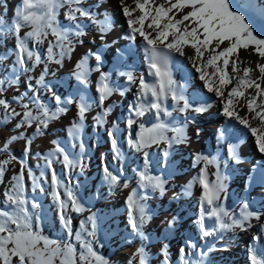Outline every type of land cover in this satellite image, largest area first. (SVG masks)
<instances>
[{
    "label": "snow or ice",
    "instance_id": "1",
    "mask_svg": "<svg viewBox=\"0 0 264 264\" xmlns=\"http://www.w3.org/2000/svg\"><path fill=\"white\" fill-rule=\"evenodd\" d=\"M100 2L106 3L107 0ZM119 4L129 27L125 38L131 42H135L138 37L142 39L148 72L154 78L153 81H147L144 74H137L129 68L126 72H119L120 76L126 77V85H119L112 80L111 73L101 71V55L90 50L89 55L95 57L96 67H89V55L82 57L72 73L78 88L63 98L45 80L50 66H62L66 58H71L76 45L83 44L82 38L88 36V28H94L103 41L113 28L112 17L104 13L101 18L85 0H22L11 23L0 16V43L8 36L15 38L14 47L0 54V74L3 77L0 78V109L4 113L0 123L19 117L15 128L24 129L11 135L0 147V152H8L9 145L25 139L24 152L29 153L33 138L44 136L50 123L61 119L73 104L77 107V119L71 125V147L76 146V141H79L80 147V154L73 156L61 141L52 140L53 147L44 158V170L39 176L26 167V160L19 161L20 170L5 185L3 200L0 202V264H110L95 247L98 243L96 213L90 212L78 190L65 184L53 167L56 162L68 172L77 167L83 171L85 167L84 144L80 136L86 114L92 107L86 93L89 76L93 71L100 74L97 91L98 103L101 105L116 94L124 97L132 86L136 88L135 98L128 106L127 144L143 155L144 166L138 172V187L144 193L138 194L137 189H133L127 203L131 229L142 240L149 239L144 234L143 225L152 219L146 204L148 190L163 195L169 183L164 174L152 173L148 149L153 145L159 147L164 144V154L167 156L173 144L190 143L188 125L196 123V116L192 113H206L217 106L216 101L198 102L197 98H190L186 94L187 84L177 81L173 76L172 61L176 55L191 61L204 88L220 98L222 115L243 125L255 138L259 151L264 153V23H255L250 13L253 8L251 0H131V3L119 0ZM61 10L67 23L59 19ZM261 16H264V11ZM23 29L27 31L22 34ZM45 44L47 46L43 48ZM241 50L248 56L255 55L256 60L242 58ZM9 55L15 57L10 65L4 63ZM40 65L43 68L38 78H35V84L31 83L34 77L28 76V91L12 97L13 101L21 105V111H17L3 94L20 84L21 75L33 72ZM41 90L50 94L54 107L40 99ZM29 91L32 92L31 96ZM77 96L78 99H75ZM26 98L28 102H23ZM111 111L112 104H109L94 118L96 123H106ZM174 112L185 114L183 121L174 117ZM150 113L154 115L155 122L148 124L144 118ZM33 125L35 131L25 137V131ZM134 125L138 130L133 137ZM119 131L118 125L113 124L112 131L108 133L116 159H122L124 155L118 140ZM199 132L197 128L196 135ZM224 133L225 130L221 128L220 138L224 137ZM228 151L230 157L239 162V144H230ZM16 159L9 154L6 159L0 160V184L5 183L7 166ZM194 162L202 164V167L197 176L184 187V194H191L196 185L201 188V210L195 223L202 237L218 235L221 240H225L223 234L231 232L234 238L237 230H247L253 220L259 222L264 218V211L261 210L264 204L256 207L243 201L239 213L225 206L227 177L221 172L218 156L196 153ZM209 166H215L214 180L209 179ZM49 169L52 187L50 194L58 206L67 238L44 233L41 226L42 204L36 198H30L27 192L25 171L31 179L32 192L43 194ZM103 173V180L109 185L110 191L128 187L127 180L122 183L123 168L112 170L105 163ZM85 212L90 214L80 221L82 231L73 232L72 213ZM208 220L212 221L210 225ZM175 221L176 217H173L168 222L169 229ZM89 223L91 230L88 228ZM261 232L264 233V224H261ZM186 246L192 249L197 247L191 240ZM212 250H200L199 259L193 261L186 258L185 248L181 247V264H205L208 252ZM160 251L163 264H170L168 245L164 244ZM136 257L138 264H149V254L143 245L133 254V260ZM261 257H264V249L260 250L259 256L255 248L250 249V264H264V258ZM129 264L133 262L130 260Z\"/></svg>",
    "mask_w": 264,
    "mask_h": 264
},
{
    "label": "rangeland",
    "instance_id": "2",
    "mask_svg": "<svg viewBox=\"0 0 264 264\" xmlns=\"http://www.w3.org/2000/svg\"><path fill=\"white\" fill-rule=\"evenodd\" d=\"M110 4L113 0H107ZM22 0H0V16L7 23L15 17L16 10L20 7ZM253 9H255L260 17H254L256 24L264 23V16L261 12L264 11V0H251ZM85 3L92 6L93 11L98 15L102 12V7H107L100 0H85ZM59 19L63 23H67L63 16V10ZM27 29L22 30V34ZM88 36L83 37V44H77L71 58H66L63 65H51L49 73L46 75V82L50 83L53 89L62 98L74 93L78 88V82L72 75L75 70L76 63L85 55H89V51L98 52L102 57L101 71L111 73L112 80L119 85H126V77L120 76L118 70H114V60L117 54L135 47L144 51L143 44L137 39L135 42L127 40L128 30L121 26L118 29L111 30L102 41L100 34L94 28L86 29ZM15 38L8 36L7 39L0 43V54H5L14 47ZM46 44L42 46L46 48ZM119 50V51H118ZM241 57L246 52L241 50ZM143 56V57H142ZM139 59L140 63L132 67L137 74H144L147 81L152 82L153 77L149 75L146 54ZM14 55H9L8 60L4 63L10 65L14 61ZM132 61V60H131ZM129 61V62H131ZM88 64L90 68L96 67L94 56L89 55ZM231 66V65H230ZM229 66V67H230ZM43 65L38 66L33 72L20 76V84L9 88L4 94L12 107L17 111H21V105L12 100V97L28 91V76L34 77L31 83L35 84V78H38ZM172 70L174 78L187 84L186 94L192 98L199 96L198 102L211 101L213 98L207 95V89L204 88L203 82L199 80V74L192 68L190 61L185 57L176 55L172 61ZM211 71V69L209 70ZM99 72L93 71L89 76L90 83L87 85L86 95L89 102L92 104L91 110L86 114L84 127L80 140L84 144L83 160L85 167L83 171L79 167L71 172H68L59 162L53 164L57 175L64 181L65 184L74 187L78 190V194L83 198L86 207L91 213H96L97 217V232L96 238L98 243L95 245L97 251L106 257L110 264H129L131 260L133 264H138V257L133 260V254L142 245L146 248L149 254V264H163L161 248L164 244L168 245L170 264H181V247L185 248L186 258L191 260L199 259V252L213 250L208 252L205 259V264H250V249L256 242L257 254L264 249V233L261 232V224H264V218L257 222L253 220L252 226L247 230H237L234 238L233 233H224L225 240H221L219 236H210L204 238L201 236L196 225V220L200 214V196L201 188L196 185L191 194H184V187L197 176L202 167L194 162L196 153H206L209 151L210 156H218L221 161V172L227 177V199L224 201L225 206L239 213L240 206L243 201H248L250 205L259 207L264 204V162L260 163V168L250 160L247 153L248 145H239L240 160L237 162L229 155L228 147L234 144L232 139L224 133V137L220 138L219 130L228 124L227 119L219 118L215 120L212 116L204 115L206 119L203 122L197 121L195 124L188 125V136L190 143L173 144L168 149V155L165 156L164 148L166 145L161 144L159 147L153 145L148 149L150 158V168L153 174H164L165 178L169 179L166 185L167 191L161 195L158 191L152 192L148 190V199L146 201L147 211L151 214L152 219L143 225V231L147 240L136 235L130 226L129 208L127 198L133 189H137L138 194H143L144 190L138 187V172L143 169L144 158L142 153L136 152L129 148L127 144L128 131L127 117L129 114L128 102H133L136 88L131 87L124 97L118 94L106 100L103 105L98 103L99 93L97 91V82L99 80ZM0 78L2 74H0ZM231 87V86H229ZM29 95L32 92L29 91ZM40 99L45 103H50L55 106L53 98L46 91L41 90L39 93ZM78 99L77 97H74ZM218 99V97H217ZM204 100V101H203ZM216 100V99H215ZM220 100V99H219ZM23 102H28L27 98ZM22 102V103H23ZM109 104H112V111L107 117V122L98 125L95 117L101 113ZM183 113H173L181 121L184 118ZM194 116L200 114L192 113ZM203 115V113H201ZM3 110L0 109V121H3ZM77 119V107L71 105L69 111L57 121L50 123L44 136H35L31 146V151L27 154L24 152L26 140L21 139L9 145L8 152H0V160L6 159L9 154L17 159L8 165V171L5 174V183L0 184V202L3 200V191L5 185L11 179V176L18 173L20 170V160L27 161V168L39 176L44 170L45 156L49 149L53 147L52 140H58L67 147V150L77 156L80 154L79 141H76V146L71 147L73 138L71 135V125ZM155 122L153 114H148L144 120ZM19 117L0 123V147L11 136L18 134L24 129H16L15 125ZM225 123V124H224ZM113 124H117L120 131L118 140L123 151V158H114V153L111 150V138L109 132L113 129ZM200 132L196 135V129ZM240 130L238 127L236 128ZM134 133L138 130L137 126H133ZM35 131V125L27 128L25 137L31 136ZM171 135V133H169ZM135 135H133L134 137ZM158 153L155 154V150ZM226 162V163H225ZM108 164L110 169L119 170L123 168L122 183L127 180V188H116L109 190V185L103 180V165ZM165 164V166H163ZM216 171L215 166H209V179L214 180L213 173ZM171 173V175H169ZM253 175H259L257 181H253ZM25 182L27 192L30 198H36L42 204L41 210V226L44 233L54 237H66V230L63 228L62 221L59 217L58 206L54 201L51 187V169L47 171V181L44 182L46 191L41 194L39 191L33 193L31 179L25 171ZM264 211V208H261ZM85 212L82 214L72 213V229L73 232L82 231L80 221L90 214ZM176 217L175 224L169 229L168 222ZM207 223L210 225L211 220ZM91 230V225H88ZM189 232V234H188ZM191 240L196 244V248L187 247V242ZM261 243V245H260ZM264 258V257H261Z\"/></svg>",
    "mask_w": 264,
    "mask_h": 264
},
{
    "label": "bare ground",
    "instance_id": "3",
    "mask_svg": "<svg viewBox=\"0 0 264 264\" xmlns=\"http://www.w3.org/2000/svg\"><path fill=\"white\" fill-rule=\"evenodd\" d=\"M127 2L131 3V0H127ZM103 4L104 5L107 4V7H105V6L102 7V12H101L100 16L102 18L104 13H108L112 17V20H113L112 30H115V29L120 28L121 26H124L129 31V27L127 25V18L123 15V13L121 11L119 0H113V3L110 2V4L107 1L106 3H103ZM137 39L143 44L141 38L138 37ZM186 51H189V50L186 49ZM143 54H144L143 48H142V50L139 49V51H138L135 47H133V45L128 50L123 51L121 53L119 52L117 54V57L114 60V65H115L114 70L126 72L129 70V68L133 69L134 67H132V63H134V65L137 66L140 63L139 59L141 58V56ZM242 58H245V59L250 60V61L256 60L255 55L248 56V55L244 54ZM129 61H131V62H129ZM190 63H191V61H190ZM229 71H231V66L229 67ZM206 93H207V95H209L213 98L212 101L217 102V106L209 109V111L206 113H203V115L200 114V115L196 116L197 121L198 122L201 121L200 123H202L203 119H206L204 115H209V114L215 120H219V118H222V120L227 119L229 125L224 126L225 134H227V136L232 139V142L234 144L238 143L239 145H241V144L242 145L244 144L246 146L248 145V147H247L248 157H250V160L256 166L255 169H257V168L259 169L260 163L264 162V153H261L259 151L258 146L255 143V138L251 135V133L247 129L244 128L243 125H240L238 121L230 120V119H228L222 115V104L219 103L220 102L219 97L217 99V97L215 96L214 93H210L208 91ZM196 98L199 100V96H196ZM212 101L210 99V101L208 100L205 102L210 103ZM128 104H131V102H128ZM145 122L148 124L152 123L151 120H148V119H146ZM253 123L255 124L256 122L254 121ZM237 127L240 130L236 129ZM132 134L135 135L133 129H132ZM157 153H158V150L156 149L155 154H157ZM206 155L210 156L209 151L206 153ZM163 166H165V164H163ZM261 171L263 172V177H264V171L263 170H261ZM258 176L253 175L252 179L254 182L257 181ZM188 234H189V232H188ZM253 245H254L253 247H255L256 249H259V247H257V245H256V242ZM260 245H261V243H260Z\"/></svg>",
    "mask_w": 264,
    "mask_h": 264
},
{
    "label": "trees",
    "instance_id": "4",
    "mask_svg": "<svg viewBox=\"0 0 264 264\" xmlns=\"http://www.w3.org/2000/svg\"><path fill=\"white\" fill-rule=\"evenodd\" d=\"M250 13L254 16V17H260V14L255 10V9H251Z\"/></svg>",
    "mask_w": 264,
    "mask_h": 264
}]
</instances>
